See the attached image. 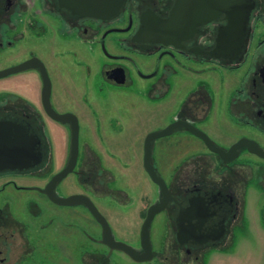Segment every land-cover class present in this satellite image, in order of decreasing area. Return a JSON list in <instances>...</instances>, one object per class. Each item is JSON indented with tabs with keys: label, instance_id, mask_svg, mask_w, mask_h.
<instances>
[{
	"label": "flooded vegetation",
	"instance_id": "af4514ba",
	"mask_svg": "<svg viewBox=\"0 0 264 264\" xmlns=\"http://www.w3.org/2000/svg\"><path fill=\"white\" fill-rule=\"evenodd\" d=\"M174 2L128 0L118 17L98 20L72 16L58 0H0V74L10 71L0 76V122L37 134L43 156L33 170L0 173V264H204L211 250L231 252L239 231L249 239L244 200L250 189L263 194L264 166L241 160L253 155L246 149L233 161L223 160L186 128L192 125L226 151L240 140L227 145L211 136L213 99L189 83L195 65L248 64L251 87L240 94L246 96L244 121L264 129V39L252 50L246 44L236 65L204 54L214 48L221 21L182 48L165 46L152 38L155 31L140 28L142 20L168 18ZM180 82L186 91L181 101ZM233 115L242 122V115ZM174 124L181 127L148 141ZM175 136L197 139L207 152L194 153L168 183L162 150L190 145ZM138 159L142 174L155 184L148 161L173 197L163 211L169 239L161 250L151 242L150 253L142 247V226L162 195L155 184L154 203L133 206L134 196L143 204L146 193L130 163ZM261 212L264 230V206ZM130 219L129 225H141L138 238ZM117 242L146 260L117 250Z\"/></svg>",
	"mask_w": 264,
	"mask_h": 264
},
{
	"label": "water",
	"instance_id": "95a60500",
	"mask_svg": "<svg viewBox=\"0 0 264 264\" xmlns=\"http://www.w3.org/2000/svg\"><path fill=\"white\" fill-rule=\"evenodd\" d=\"M128 0H58L59 8L72 16L92 18L98 20H113L124 10ZM257 8L256 0H175L173 7L166 19L142 20L140 30L155 31L151 35L157 42L165 46L183 47V42L191 40L202 32V29L214 22H224L218 29L215 46L207 56L228 62H238L246 48L250 24ZM198 53H201L198 50ZM10 71L4 74H8ZM0 74V76H2ZM65 119V117H57ZM174 124L162 132L152 134L148 141L157 137L171 134ZM186 128L194 135L201 138L208 149L219 155L223 160L233 161L240 156L241 150L246 149L250 154L264 160V149L251 139L241 138L229 150L218 147L206 134L192 125ZM73 157L77 154L78 131L73 134ZM42 141L40 137L29 128L14 122H0V173L24 172L38 167L42 163ZM148 157L150 148H147ZM147 157V158H148ZM146 170L152 181L158 185L162 198L153 204L149 210L141 231L142 247L151 252L150 225L153 218L165 211L173 199L170 189L164 179L157 176L153 166L147 161ZM63 172L62 174H65ZM59 178V177H58ZM179 234L181 237L185 232ZM115 248L133 258L139 259L131 247L117 242Z\"/></svg>",
	"mask_w": 264,
	"mask_h": 264
},
{
	"label": "rangeland",
	"instance_id": "374dc122",
	"mask_svg": "<svg viewBox=\"0 0 264 264\" xmlns=\"http://www.w3.org/2000/svg\"><path fill=\"white\" fill-rule=\"evenodd\" d=\"M256 1L257 8L250 24L247 42L248 48L250 47L251 50L259 44L261 39H264V0ZM194 69H197L196 74L192 77L193 81H189V84H191L194 89L202 87V92H205V89H207L214 102L212 112L214 122L212 118V121L208 124V131L211 136L219 139L227 145L241 138H248L256 141L264 149V129L262 126H259V128H250L244 121V119H249L244 107V99L246 96L240 97V94L245 93L246 95L251 87V83L246 79L248 74V64L234 69L218 68L213 64H201L195 65ZM183 84V82H180L178 87L181 93L180 101L184 96L182 94L186 93L182 87L184 86ZM200 85H203L205 88ZM76 87L80 90L81 84H76ZM231 103L233 104L232 115L228 113V106ZM153 110H158V107H155ZM233 114L237 115V117H241L240 115H242V122L238 118L236 119ZM171 139L174 141H183L184 143L189 140L190 145L184 144L182 148L176 147L173 149L162 150V157L164 159L163 173L164 178L168 183L171 182L172 177L178 168H180L178 174L181 173V169L184 167L181 165H184L185 161L194 153L198 154L204 151L207 152L203 146L197 143V139H193V141L190 137L180 136H175ZM83 140H85V133L82 132L81 141ZM245 157H248L258 166H264V160L255 155L244 154L240 159L243 160ZM183 162L184 164H182ZM130 163H132L133 167L138 170V174L134 179H140V184H143L146 191L145 196L142 195L144 197L143 204H139V197L132 194L136 201L133 206L138 207L141 205L142 207L143 205L147 206L154 203L158 191L155 184H153L147 176L142 174L141 159H138L137 161L132 160ZM127 170L131 172L132 169ZM262 192L263 194H261L259 190L250 189L247 196H245V216L247 217V223H250L251 228V231H249V239L246 238L247 233L244 232V230L239 231L238 236L240 237V240L231 248V252L227 249L224 251L211 250L205 255L204 264H264V230H261L260 225L262 222L260 217L262 215L261 211L264 206V201L262 200L264 197V191ZM127 221L128 227L132 228L135 236L138 238L141 225H129L131 219ZM169 232L166 214L164 212L160 213L157 215L151 228V242L156 249L161 250L167 243L170 236ZM250 237H257L258 240H252Z\"/></svg>",
	"mask_w": 264,
	"mask_h": 264
}]
</instances>
